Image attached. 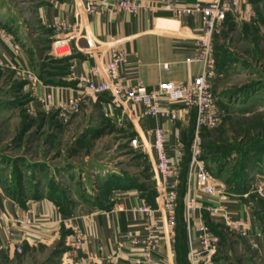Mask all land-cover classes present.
Returning <instances> with one entry per match:
<instances>
[{
	"label": "rangeland",
	"instance_id": "rangeland-1",
	"mask_svg": "<svg viewBox=\"0 0 264 264\" xmlns=\"http://www.w3.org/2000/svg\"><path fill=\"white\" fill-rule=\"evenodd\" d=\"M40 1L0 0V28L32 59L30 72L39 81L57 80L67 86L71 82L67 59L51 53L54 28L42 26L37 20ZM246 2L254 11L250 21L238 22L229 16L213 33L216 71L211 92L220 122L215 128H200L199 158L205 168L211 169L215 184L224 185L227 196L231 192L229 184L248 161L242 188H248L246 200L254 203L255 220L264 234V197L251 189L256 170L264 168V0ZM30 85L19 67L0 68V190L5 195L17 202L23 195L26 201L46 198L54 204L83 203L96 208L112 205L118 190L114 185L120 180L131 182L146 198L147 189L156 188L150 154L132 145L137 135L135 123L121 116L109 95L86 97L64 121L57 108L47 110L35 103ZM191 126L187 124L180 131V155L173 157V181L178 192L184 159L189 154L190 160L192 157L190 145L196 123L192 130ZM218 158L221 165L214 168ZM178 210L179 202L174 243ZM207 217L205 225L217 243L214 252L196 264H264V256L247 236L220 217ZM63 239L38 244L39 252L25 253L23 248L10 262L0 264H63L57 253Z\"/></svg>",
	"mask_w": 264,
	"mask_h": 264
},
{
	"label": "crops",
	"instance_id": "crops-1",
	"mask_svg": "<svg viewBox=\"0 0 264 264\" xmlns=\"http://www.w3.org/2000/svg\"><path fill=\"white\" fill-rule=\"evenodd\" d=\"M178 1L193 3L196 0ZM40 2L36 7L37 20L42 26L54 28L53 34L50 36V42L53 43L55 39L65 37V34L58 31L54 26V22L60 20L73 25L76 7H80L81 2L80 0H41ZM203 25L199 16L176 19L169 12L147 11L139 13L120 12L115 16H110L107 13L89 15L87 16L86 28L87 37L90 40L100 41L105 45L119 44L127 49L129 61L121 69L125 84L133 85L142 81L148 89H152L161 82H186L203 72V64L200 61H189L198 55L195 41L184 37L177 38L176 32L168 30L180 31L184 29L186 36L193 37L202 32ZM72 34L75 37L71 40L70 53L67 57L60 58L67 59L68 80L71 82L64 86L59 85L60 82L57 80L55 82L44 81V83L39 81L35 86H29L34 92L35 103L47 110L56 108V104L60 100H65L69 96H76L78 91H76L77 81L75 77L88 74L89 67L95 63V59L88 53V41L76 31L71 32ZM15 46L19 45L13 43L11 38L5 35L0 40V57L11 66L15 65L22 71H30L32 59L24 49L19 46L16 50ZM106 54L107 50L101 51L98 56L103 58ZM48 96L51 98L48 99ZM163 104L178 112V121L172 123L165 119L146 117L136 105L132 106L129 114L124 113L121 108L119 110L122 117H129L135 123L137 134L143 138H146L148 131L156 126H169L171 134L168 136L167 150L172 158H177L180 155L181 140L177 141L174 135L176 133L180 135L184 126L191 123L192 111L188 113L179 105L168 103V101L163 102ZM220 165L221 163H217L214 168H219ZM262 170L261 172L256 170L255 175L259 176L260 173L264 176V168ZM218 183L222 186L219 187L222 192L218 193L217 196L204 195L197 187L190 193V196L197 202V208L192 213V219L187 222L189 251L201 249L200 233L201 227L203 224L205 225L204 214L207 213L210 217L219 219V217L211 215L208 208L219 206L221 201H226L227 209L232 217H243L252 221L247 238L256 245L259 253L264 256V234L260 232L255 220L254 203L239 199V197H234V199L230 195L227 196L228 193L224 190V185ZM155 203V206L147 203L146 199L140 195L137 187L118 189L116 200L107 209L91 208L83 203H75L67 209H62L60 205L54 204L46 198L23 200L21 205L0 190V213L3 216V221L0 222V242L7 241V236L1 228L3 224H6L8 219L21 218L27 215V211L30 209L33 212L31 217L36 223L34 230L28 236H22L16 230L14 236L16 241L23 242L22 250L24 248L25 253L29 251L39 252V248L36 247L42 242L51 244L59 238H64L61 246L62 252L59 255L61 263L104 264L110 262L116 264V259L110 260L108 257L116 252L117 244L123 239V235L129 233L137 238L145 237L147 225H151L157 219L160 239L155 249L156 263L175 264L174 235L168 231L167 213L159 207L156 197ZM142 205L150 206L153 212L149 214L136 212L135 208ZM78 231L87 237L86 244L79 248L75 246ZM131 250L130 244H127L122 251L123 257L131 256ZM16 254L18 253L13 250H0V263L1 261L10 262ZM199 259L202 258L197 260ZM124 263L125 260H122L120 264Z\"/></svg>",
	"mask_w": 264,
	"mask_h": 264
},
{
	"label": "built area",
	"instance_id": "built-area-1",
	"mask_svg": "<svg viewBox=\"0 0 264 264\" xmlns=\"http://www.w3.org/2000/svg\"><path fill=\"white\" fill-rule=\"evenodd\" d=\"M80 7H76L74 13L75 21L73 25L67 22L56 20L54 26L58 31L65 34V37L57 38L53 41L51 53L57 58L67 57L70 53L71 40L75 37L71 32L76 31L89 43V54L95 59V63L89 67L88 74L75 77L77 81L76 96H69L65 100H60L56 104L59 116L67 121L69 114L77 110L80 103L86 97L101 96L107 93L117 107L129 114L132 106L136 105L146 117L155 119H165L172 123L178 121V112L163 102L177 104L188 113L193 111L195 114L196 127L195 137L190 145L192 157L187 167V190L185 198L184 218L189 222L192 213L197 208V202L190 196V193L199 188L200 191L209 197L217 196L222 190L215 184L212 173L205 168L203 160L200 159V128L205 126L215 128L219 122V112L214 103L211 92V81L215 76V60L212 54L213 33L231 16L238 22L250 21L254 17V11L246 0H196L193 3H182L178 0H80ZM169 12L176 19L182 17L195 18L199 16L203 21V30L197 36H186L185 30L168 29L176 32L177 38H188L194 40L197 46V56L189 61H200L203 64V72L186 82L166 81L158 84L157 87L148 89L142 81L133 85L125 84L122 79L121 69L129 61L128 51L125 47L116 45H105L102 42L90 40L87 37V16L107 13L115 16L120 12ZM6 33L0 28V40ZM18 50L19 46H15ZM105 57L98 56L101 51H106ZM10 66L0 57V68ZM30 79V84L35 86L39 82L37 75L30 71H23ZM51 96H48L50 99ZM169 126H156L148 131V136L143 138L136 135L132 140L134 147L142 148L150 154L154 170L156 172V202L159 207L167 213L168 231L174 233L175 211L177 207L178 191L173 178L176 176L175 161L167 150ZM177 141L181 140L179 133L174 135ZM251 186L255 192L264 197V177L257 176ZM252 190V191H253ZM249 193L244 194L248 197ZM225 200V199H224ZM227 202L220 203L218 207L210 206L208 211L211 215L220 217L230 228L237 229L240 233L249 235V228L252 221L243 217L234 218L227 209ZM135 211L151 213L153 209L148 205L135 208ZM32 210L27 211V215L8 219L6 224L1 227L7 236V241L0 242V250H13L16 253L22 252V241L14 239L15 232L18 230L22 236H28L34 230L36 223L32 219ZM3 216L0 213V222ZM158 220L155 219L151 225H147V235L136 237L125 233L123 239L118 242L116 252L110 255V260H117L120 264H157L155 259V249L159 243V232L157 230ZM201 249L190 252L188 259L191 264H196L198 258H203L214 252L217 238L203 224L200 233ZM87 242L84 233L78 231L76 237V247H82ZM130 244L131 256L123 257V249ZM116 263V264H117Z\"/></svg>",
	"mask_w": 264,
	"mask_h": 264
},
{
	"label": "trees",
	"instance_id": "trees-1",
	"mask_svg": "<svg viewBox=\"0 0 264 264\" xmlns=\"http://www.w3.org/2000/svg\"><path fill=\"white\" fill-rule=\"evenodd\" d=\"M191 120L192 121H191L190 125H192L191 126V130H192L194 125H195V122H196L195 114H194L193 111H192ZM188 148H189V144L186 145V152L189 154ZM219 160L221 161V158L217 159V163L220 164L221 162ZM189 161H190V154L186 155V157L184 159V164L181 167L182 172H181V180H180V183H179V192H178L179 193V195H178L179 198L177 199V200H179V201H177V202H179V210H178V215H177V218H179V223H178L177 228H176V235L177 236H176V239H175V243L173 244V250L176 252L175 254H177V258L175 259L176 260V264H189L188 256H189V252L190 251H189V239H188V234H187V220H186V218H184V209H185V203H186L185 202V197H186V189H187L186 181H187V173H188L187 167L189 165ZM225 161H227V160H225ZM247 163H248V161H247ZM247 163L245 164V166L243 165L245 168L240 173H238L236 176H234L235 178L231 181L232 184H229L230 187H231V188H229L231 190L229 195L231 197L244 198L242 200H246V198H247V197H244V194L248 193L247 192L248 188L245 189V190L242 188V183L246 182V181H244V178H245V176H247V172H246V171H248ZM210 172L212 173L211 169H210ZM217 178H219V176ZM120 181L116 182V185H114V186H117L118 189H120V188L121 189H126L128 187H134V186H131V185H133L131 182H128V181L124 182L123 180H120ZM154 187H153V189H147L146 192H147V194H149L147 196V198H146V196L141 195L143 198L146 199L147 203H149L152 206L156 205L155 197L157 195V190H156V188L154 189ZM20 197L21 198H20V200L18 202L22 205V203H23V199H22L23 195H21ZM57 205H60V204L57 203ZM60 207L62 209H64V208L67 209L69 206H66V205L62 204V205H60ZM98 207L101 208V209H105V208L107 209V208H110L111 206L100 205ZM207 216H208V214L205 213L204 214L205 223H207V220H208ZM61 252H62V249L59 252H57L58 255H61Z\"/></svg>",
	"mask_w": 264,
	"mask_h": 264
}]
</instances>
